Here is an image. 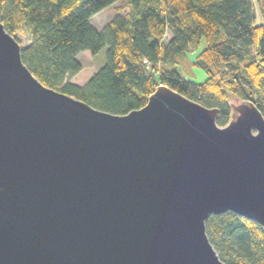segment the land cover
I'll use <instances>...</instances> for the list:
<instances>
[{
	"label": "water",
	"instance_id": "95a60500",
	"mask_svg": "<svg viewBox=\"0 0 264 264\" xmlns=\"http://www.w3.org/2000/svg\"><path fill=\"white\" fill-rule=\"evenodd\" d=\"M0 21V264H226L205 219L264 231V115L158 83L144 105L100 110L45 86ZM228 264V263H227Z\"/></svg>",
	"mask_w": 264,
	"mask_h": 264
},
{
	"label": "trees",
	"instance_id": "16d2710c",
	"mask_svg": "<svg viewBox=\"0 0 264 264\" xmlns=\"http://www.w3.org/2000/svg\"><path fill=\"white\" fill-rule=\"evenodd\" d=\"M116 0H0V21L20 43V57L45 86L90 106L121 113L145 104L158 83L218 108L229 119L230 94L248 98L264 115V0H121L104 31L93 13ZM119 1V0H118ZM260 20L257 21L256 14ZM166 32L170 34L166 37ZM26 33L27 42L18 35ZM203 41L192 60L206 75L184 78L175 65ZM107 45L105 62L88 81L68 80L82 66L77 54ZM206 235L227 264H264V231L230 210L211 214Z\"/></svg>",
	"mask_w": 264,
	"mask_h": 264
},
{
	"label": "rangeland",
	"instance_id": "374dc122",
	"mask_svg": "<svg viewBox=\"0 0 264 264\" xmlns=\"http://www.w3.org/2000/svg\"><path fill=\"white\" fill-rule=\"evenodd\" d=\"M121 0H116L113 3L109 4L108 6L98 10V12L93 13L89 19L92 26H95L97 30L104 31L107 27L106 24L109 21V19L112 18H119L122 17V13L127 10L125 8L124 11H122L119 15H116L115 8L119 5ZM259 13L256 14V19L259 21L260 19ZM166 34V39L170 37V34L168 32ZM20 38V41L22 43L27 42L28 38L26 33L18 35ZM204 46L203 41L200 42L198 46L195 48H192L190 50H187L185 54H182L179 59L180 61H177L175 63L176 66H178L180 74L186 79L189 78L195 82L202 81L206 78V75L204 73V70L199 65L192 64V60L196 53L202 49ZM107 45H104L101 47L100 51L94 55L90 53L88 50H82L78 52L77 59L81 61L82 66L79 69V71L73 75H70L68 80L75 82L78 85L85 84L90 76L98 70L100 65H102L106 58Z\"/></svg>",
	"mask_w": 264,
	"mask_h": 264
}]
</instances>
